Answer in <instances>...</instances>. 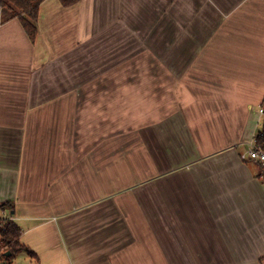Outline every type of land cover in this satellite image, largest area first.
I'll return each mask as SVG.
<instances>
[{
	"label": "crops",
	"instance_id": "crops-1",
	"mask_svg": "<svg viewBox=\"0 0 264 264\" xmlns=\"http://www.w3.org/2000/svg\"><path fill=\"white\" fill-rule=\"evenodd\" d=\"M0 0V202L40 264H264V0Z\"/></svg>",
	"mask_w": 264,
	"mask_h": 264
},
{
	"label": "trees",
	"instance_id": "trees-1",
	"mask_svg": "<svg viewBox=\"0 0 264 264\" xmlns=\"http://www.w3.org/2000/svg\"><path fill=\"white\" fill-rule=\"evenodd\" d=\"M43 1L44 0H2L3 18L7 20L18 17L30 40L35 41L39 33L38 19L40 5ZM79 1L80 0H60L61 4L66 7ZM262 106H264V97ZM261 133L262 131L258 133L257 137L258 141L264 145V130L263 134ZM259 176L263 179L262 169ZM14 211L15 203L13 201L0 202V255L4 254L13 257L19 251H25L28 256L33 258L36 264H38L39 257L37 252L22 241L23 230L14 219Z\"/></svg>",
	"mask_w": 264,
	"mask_h": 264
},
{
	"label": "built area",
	"instance_id": "built-area-1",
	"mask_svg": "<svg viewBox=\"0 0 264 264\" xmlns=\"http://www.w3.org/2000/svg\"><path fill=\"white\" fill-rule=\"evenodd\" d=\"M260 113L264 120V106L262 105L260 107ZM263 130L264 129L261 130V134H263ZM257 135L255 136L254 140L248 145V157L257 161L261 165L262 177L264 180V145L258 141Z\"/></svg>",
	"mask_w": 264,
	"mask_h": 264
},
{
	"label": "rangeland",
	"instance_id": "rangeland-1",
	"mask_svg": "<svg viewBox=\"0 0 264 264\" xmlns=\"http://www.w3.org/2000/svg\"><path fill=\"white\" fill-rule=\"evenodd\" d=\"M262 121L263 123L261 122V124L263 125L264 120ZM34 263H36V261H34L33 258L29 257L25 251H22V252L19 251L13 257H9L4 254L0 255V264H34Z\"/></svg>",
	"mask_w": 264,
	"mask_h": 264
},
{
	"label": "water",
	"instance_id": "water-1",
	"mask_svg": "<svg viewBox=\"0 0 264 264\" xmlns=\"http://www.w3.org/2000/svg\"><path fill=\"white\" fill-rule=\"evenodd\" d=\"M9 253H10V252H9ZM9 253H8V254H9ZM34 264H36V263H34Z\"/></svg>",
	"mask_w": 264,
	"mask_h": 264
}]
</instances>
